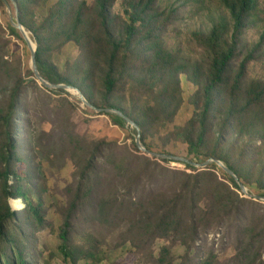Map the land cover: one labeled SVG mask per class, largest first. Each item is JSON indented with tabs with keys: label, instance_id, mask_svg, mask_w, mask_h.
I'll return each mask as SVG.
<instances>
[{
	"label": "trees",
	"instance_id": "1",
	"mask_svg": "<svg viewBox=\"0 0 264 264\" xmlns=\"http://www.w3.org/2000/svg\"><path fill=\"white\" fill-rule=\"evenodd\" d=\"M47 1L15 0L20 21L37 45V66L46 80L80 89L96 108L121 110L138 124L142 141L151 149L146 139L177 111L182 69L198 85L194 110L163 142L182 140L189 160L204 162L214 157L223 161L250 192L254 189L256 195L264 196V80L244 83L251 53L244 55L234 72L231 67L246 20L255 11V0H221L233 22L231 39L220 49V28L212 27L206 44L213 55L203 72L198 66L176 62L163 48L166 17L159 0H126L128 19L114 14L117 0H94L93 7L85 0H58L47 16L35 21L34 10ZM10 30L24 41L15 27L10 25ZM69 42L79 46V55L61 71L52 55ZM29 75L34 77L31 69ZM32 81L36 83L35 78ZM25 83L20 77L10 90H0V96H7L0 107V264H29L27 230L36 235L47 226L43 203H34L28 195L29 173L17 172L23 161L17 130ZM128 86L133 101L130 109L120 102ZM42 89L50 96L66 93ZM145 92L151 93L152 101L142 107L137 97ZM103 113L118 126L127 124L116 113ZM214 118L218 119L215 129ZM132 129L136 138L137 129ZM212 135L215 141L209 142ZM234 135L243 140L240 150L231 146ZM71 143L77 181L59 233L64 260L76 264L75 217L99 198L97 220L111 229L122 228V243L130 242L141 253L147 250L156 264H212L211 255L202 259L193 253L216 228L235 234L236 250L230 264H263L259 240L264 237V203L244 197L233 177L217 163L205 169L184 164L192 170L186 172L144 154L135 141L133 148L125 147V155L115 152L113 141L86 145L73 139ZM104 164H111L115 171L111 193L106 196L100 192ZM19 199L25 208L16 211L23 206ZM177 246L186 250L180 262L173 252Z\"/></svg>",
	"mask_w": 264,
	"mask_h": 264
},
{
	"label": "rangeland",
	"instance_id": "2",
	"mask_svg": "<svg viewBox=\"0 0 264 264\" xmlns=\"http://www.w3.org/2000/svg\"><path fill=\"white\" fill-rule=\"evenodd\" d=\"M0 1V90H10L20 77L26 82L22 86L19 104L21 118L17 130L19 156L23 161L17 165V172L29 173L28 195L34 203L39 201L43 203L47 219V226L36 235L27 230L28 245L31 249L28 252L29 264H73L70 260H64L59 249L61 243L59 233L66 216L72 188L76 186L77 181L72 158L75 151L71 142L74 139L92 145L98 141H113L115 152L118 155H125V147L133 148L135 132L132 126L128 124L125 127L118 126L110 116L84 106L77 96L67 91L60 96L45 94L35 76L29 75L31 69L29 47L25 40L22 41L10 30V25L14 27L13 21L16 20L14 3L11 0ZM57 1L48 0L44 5L38 6L33 12V19L41 21ZM85 1L93 7L94 0ZM255 2V11L246 20V27L231 62L234 72L244 55L252 54L246 66L244 83L264 80V40L261 41V34L264 32V0ZM158 7L166 17L161 37L163 48L180 64L198 66L201 68L200 72L205 71L213 55L206 44V38L213 26L220 28V49L225 48L226 43L230 42L233 22L221 0H159ZM129 9L126 0H117L113 12L128 19L126 11ZM20 35L22 36L21 33ZM258 43L260 45L254 47ZM78 55L79 46L75 42H69L62 50L53 53L52 60L63 71L66 69V63L74 61ZM34 78L36 83L32 81ZM178 85L180 94L177 95L179 100L177 111L171 120L155 128V134L146 141L152 151L187 157L186 144L182 140L171 138L163 142L165 136L183 125L194 110L192 102L198 85L191 81L182 69L178 73ZM6 98L0 96V107L5 104ZM137 101L143 107L152 101V95L145 92L137 97ZM120 102L129 109L132 107L130 86L124 91ZM217 121L218 119L214 118L213 129L218 127ZM210 137L209 142L215 141L213 135ZM231 141L233 142L231 146L235 150H240L243 140L238 141L234 135ZM159 161L169 168L192 171L181 162L160 159ZM114 172L111 164L103 165V185L100 192L105 196L111 193L110 180ZM248 190L250 191V188ZM251 193L257 194L254 189ZM98 199H95L85 212H79L75 217L73 241L79 250L76 264H156L147 250L143 251L145 253L143 254L132 248L130 242L122 243L119 235L123 231L122 228L111 229L97 220ZM19 200L23 206H19L16 211L25 208L23 200ZM234 235L231 236L226 228L212 230L200 242L201 247L195 250L194 257L204 259L211 255L212 264H230L229 261L236 250ZM259 243L260 261L264 264V237ZM173 252L176 262H180L186 254L184 246L175 247ZM155 253H158V250H155Z\"/></svg>",
	"mask_w": 264,
	"mask_h": 264
},
{
	"label": "water",
	"instance_id": "3",
	"mask_svg": "<svg viewBox=\"0 0 264 264\" xmlns=\"http://www.w3.org/2000/svg\"><path fill=\"white\" fill-rule=\"evenodd\" d=\"M11 1L14 3L15 9H16V20L13 21V25L15 28H17L20 31V33L22 34L27 46L30 49L31 69L34 73L36 80L38 81V83L40 85H42L43 87L50 89V90H65L67 92L68 91H74L76 93L75 96H77L79 98V100L82 102V104L84 106L96 111L97 113L112 112V113H116V114L120 115L121 117H123L126 120L128 125L135 127L137 129V135L135 138V142H136L137 147L144 154H147L149 156H152V157H155L158 159H167L169 161L181 162L182 164H190V165L198 167L200 169L207 168V166H209L212 162L217 163L221 168L224 169L225 172H227L229 175H231L233 177L235 182L238 184V186L241 190V193H243L244 197L254 199L255 201H259V202L264 203V196L252 194L248 190V188L242 183V181H240V179L236 175V173L230 167H228L223 161L216 159L214 157H211V158L205 160L204 162H197L194 160H189L187 157L180 156V155L158 153V152L152 151L149 148H147V146L142 141L141 129L138 126V124L133 119H131L129 116L124 114L121 110H119L117 108H103V107L102 108H96L85 98V96L83 95V93L80 89L66 85V84H54V83H51L48 80H46L43 77V75L40 73L38 66H37V59H36L37 45L34 42V40L31 38L29 31L25 28V26L20 21L17 3L15 2V0H11ZM10 201H9V204L11 205Z\"/></svg>",
	"mask_w": 264,
	"mask_h": 264
},
{
	"label": "bare ground",
	"instance_id": "4",
	"mask_svg": "<svg viewBox=\"0 0 264 264\" xmlns=\"http://www.w3.org/2000/svg\"><path fill=\"white\" fill-rule=\"evenodd\" d=\"M70 94H72V95H76V93L74 92V91H68Z\"/></svg>",
	"mask_w": 264,
	"mask_h": 264
}]
</instances>
